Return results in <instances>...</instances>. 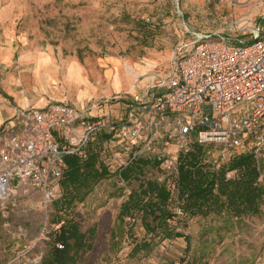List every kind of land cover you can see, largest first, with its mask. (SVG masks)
I'll return each instance as SVG.
<instances>
[{
  "label": "rangeland",
  "instance_id": "obj_1",
  "mask_svg": "<svg viewBox=\"0 0 264 264\" xmlns=\"http://www.w3.org/2000/svg\"><path fill=\"white\" fill-rule=\"evenodd\" d=\"M262 18L264 0H0V90L2 79L15 71L30 92L34 82L27 61L50 50L57 58L117 57L132 92L144 94L156 74L168 72L178 42H192L195 35L248 40ZM132 92L115 97L105 114L123 115L117 98L127 100ZM95 144L118 169L113 154L123 145ZM260 164L264 184V158ZM142 175L123 184L111 174L76 204L74 218L92 245L78 264H264V202L257 214L242 217L229 210L190 217L172 204L175 217L154 232L142 225L141 213L121 222L128 194L163 174L149 166ZM61 195L60 188L53 201ZM53 214V202L47 204L37 188L19 190L0 203V264L48 261Z\"/></svg>",
  "mask_w": 264,
  "mask_h": 264
},
{
  "label": "built area",
  "instance_id": "obj_2",
  "mask_svg": "<svg viewBox=\"0 0 264 264\" xmlns=\"http://www.w3.org/2000/svg\"><path fill=\"white\" fill-rule=\"evenodd\" d=\"M178 42L168 72L156 74L144 94L125 100L124 114L103 109L106 99L81 108L54 103L19 110L17 130L1 129L0 203L19 190L37 188L51 204L68 168L67 157L82 155L99 134L123 147L113 156L118 168L140 157L159 160V170L176 180L182 155L203 146L219 168L251 153L260 169L264 158V18L250 39L195 35ZM118 99V98H117ZM103 106L100 113L93 110ZM241 177L230 170L228 180ZM263 178V175H262Z\"/></svg>",
  "mask_w": 264,
  "mask_h": 264
},
{
  "label": "trees",
  "instance_id": "obj_3",
  "mask_svg": "<svg viewBox=\"0 0 264 264\" xmlns=\"http://www.w3.org/2000/svg\"><path fill=\"white\" fill-rule=\"evenodd\" d=\"M96 140L104 144L118 141L110 134L101 133L85 147L82 155L67 157L68 168L59 182L62 195L53 201L54 247L51 258L43 264H78L80 257L92 248L87 242L88 234L74 218V208L99 182L115 174L125 184L142 178L149 166L159 169L157 158L140 157L126 167L113 170L108 163L109 153L97 148ZM230 170H239L241 177L228 180L226 174ZM261 177V167L258 168L251 153L241 154L217 168L207 158V150L196 146L191 153L181 156L177 193L169 183L172 178L165 174L158 180H144L138 190L128 194L118 218L124 223L126 218L134 219L136 213H141L142 225L154 232L175 217L170 210L172 204L190 217L222 210H229L237 217L254 215L264 202Z\"/></svg>",
  "mask_w": 264,
  "mask_h": 264
},
{
  "label": "crops",
  "instance_id": "obj_4",
  "mask_svg": "<svg viewBox=\"0 0 264 264\" xmlns=\"http://www.w3.org/2000/svg\"><path fill=\"white\" fill-rule=\"evenodd\" d=\"M27 62L30 63L34 82L30 92L24 88L15 71L1 81L0 142L2 128L8 126L13 130L18 129L16 123L19 110L30 107L42 109L54 103L90 108L99 101L134 91V85L122 67L123 62L117 57L57 58L47 50L37 52ZM116 102L123 107L126 103L123 98H118ZM108 106L103 109L106 110ZM102 107L93 110V113H100ZM112 107L115 109L116 106Z\"/></svg>",
  "mask_w": 264,
  "mask_h": 264
}]
</instances>
